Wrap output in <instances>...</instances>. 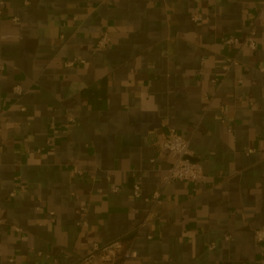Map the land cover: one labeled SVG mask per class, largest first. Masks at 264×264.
Here are the masks:
<instances>
[{
    "label": "crops",
    "instance_id": "1",
    "mask_svg": "<svg viewBox=\"0 0 264 264\" xmlns=\"http://www.w3.org/2000/svg\"><path fill=\"white\" fill-rule=\"evenodd\" d=\"M0 6V264H77L115 240L138 252L120 264H264V0ZM253 25L254 49L224 42ZM171 129L205 176L154 204Z\"/></svg>",
    "mask_w": 264,
    "mask_h": 264
},
{
    "label": "built area",
    "instance_id": "2",
    "mask_svg": "<svg viewBox=\"0 0 264 264\" xmlns=\"http://www.w3.org/2000/svg\"><path fill=\"white\" fill-rule=\"evenodd\" d=\"M0 3L2 4L3 0H1ZM1 13L2 7L0 6V14ZM255 34L256 31L253 25L244 37L229 36L224 42L231 46H248L249 48L254 49L256 47ZM110 41V35L108 32L104 31L97 40V46L100 48L107 47L110 44ZM76 61L77 60H69L66 62V66L74 65ZM235 65H237V58H228L227 63L224 65V70L228 72ZM13 91L17 94H22L23 88L21 85H15ZM70 119L74 120L72 117H70ZM162 146L175 153V160L163 178L162 188L154 191L152 194L150 200L153 201L154 204L162 203V189L167 184L173 181H190L197 184L205 176L202 164L200 161L194 159V154L190 149V139L186 138L175 129H171ZM75 171L79 172L77 169H75ZM20 187L25 188V184L20 183ZM133 194L135 197L141 196V186L139 183L134 184ZM11 195L13 196L14 192L11 193ZM50 215L54 216V212L51 211ZM153 215L154 212L151 211L148 216L151 217ZM147 237L151 238L152 236L148 235ZM255 237L257 242H264V229H256ZM137 256V250L134 249L132 245L125 246L121 240H115L108 244H100L96 242L93 245L92 251L81 257L77 264H120L126 259Z\"/></svg>",
    "mask_w": 264,
    "mask_h": 264
}]
</instances>
